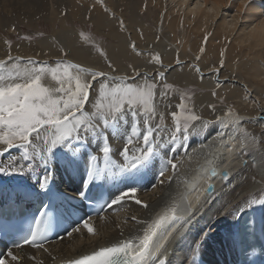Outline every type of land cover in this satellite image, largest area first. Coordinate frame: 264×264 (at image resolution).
Segmentation results:
<instances>
[{"label": "bare ground", "instance_id": "bare-ground-1", "mask_svg": "<svg viewBox=\"0 0 264 264\" xmlns=\"http://www.w3.org/2000/svg\"><path fill=\"white\" fill-rule=\"evenodd\" d=\"M193 1L0 0V26L3 28L10 24H18L23 19H26V22L51 18L62 21L64 13L79 16L83 22L86 18L87 20L91 18L95 22L105 24L116 12L125 24L128 22L131 39L136 42L135 49L140 47L143 52H155L162 63L159 67L156 64L145 65L138 62L135 70L131 71L133 74L129 69L122 67H117L116 71L111 72L104 67L86 60L82 62L75 57L59 58L51 54L53 57L44 59L31 55L29 48L23 47L26 54H22L13 47L8 57L0 58V61L5 62L6 71L9 62L14 58L26 63L31 61L32 64H48L64 60L74 63L73 65H79V68L86 70L87 73H102V76L110 80L128 81L142 75H153L162 81L180 72L178 68L182 66L181 69L187 73L195 71L201 77L198 79L202 80L201 83L204 86L225 88L229 99L237 97V89L244 91L248 102L243 104L247 105V109H250L249 101H254L255 98L260 101L259 105L255 104L258 109L253 112H249L245 107H240L239 111H230L208 105L204 109L206 116L189 126L188 139L177 137L173 153L169 151L172 147L169 136L176 127V121L171 116L173 109L176 108V99L168 98L160 88L155 99L156 115L151 122L161 125L155 133V141L160 145L158 160L161 163L157 165V170L152 172L153 182L144 185L134 194H129V198L113 205V208L102 216L89 220V224L93 227L92 232L83 225L77 228L66 226L62 235L54 242L41 247L26 246L7 250L0 259L4 260L5 264H69L70 260L91 255L102 247H111L129 239L137 242L138 238L145 234V228L161 207L175 208L176 215L182 218L168 227L166 232L157 230V236L153 238L154 244L164 245L157 255L160 258H166V264H196L197 256L210 257L213 261L219 262L222 260L220 255L226 249L227 252L231 249L232 229L237 214L253 207H262L264 210V205L259 203L260 200H264L263 138L260 132L254 133L253 130V128L260 130L261 125L264 124V98L261 97L264 65L260 64L264 59V0H259V4V1L254 4L255 0H243L238 6V14L231 15L230 20L228 17L231 9L228 15L222 12L229 0H196L192 4ZM121 5L128 8L129 21L125 19L122 10L120 11ZM106 8L108 12L104 11ZM157 8L164 13L162 19L155 20L156 24L160 25L161 30L168 31L165 38L167 42L173 44L176 51L164 42L157 43V38L154 36L147 38L146 41L138 39L140 26H145V14L152 17L153 9ZM242 10L245 11L244 15H241ZM242 19H244L242 27H238ZM186 23L190 30L197 33V40L192 43V49H195L196 55L186 54V45L189 40L185 36L179 42L176 34L174 36L169 34L170 31H176L179 28L184 31ZM205 32L207 33L204 35ZM74 33L76 38L79 37L77 29ZM67 37L68 32L60 31L53 37L45 38L42 43L60 41L67 51L70 44L67 42ZM122 43L125 45L126 41L123 40ZM251 52L257 55V60L255 58L249 63L246 60L239 63L238 57H249ZM176 54L181 57L180 60L174 58ZM222 54H225L224 62L221 59ZM9 57L12 59L9 60ZM213 59H217L220 65H213L211 63ZM227 68H231V75L223 74ZM96 81L90 80L91 88ZM222 93L223 91L219 95ZM201 100L214 102L217 99L211 91L202 95ZM162 115L166 118L165 124L161 122ZM130 124V118L119 123L116 126L118 134L115 136L111 135L113 129H108L114 163L122 162L119 150L124 146L125 137L130 134ZM217 130L224 135H218ZM138 131L142 132L143 128L139 127ZM215 147L220 148L225 154V159L220 164V171L227 170L228 176H223L221 172L211 176L205 172L207 155ZM95 149L96 141H93L91 146L82 144L80 151L83 155L73 159L57 148L46 169L41 164L34 172H28L26 175L0 174V197L12 193L19 195L20 191L25 190H39L43 194H52L62 200L69 199V194H79L80 177L68 180V183L60 187L54 183V169L57 168L60 171L64 166L72 177L76 171L87 164V154H94ZM56 151L63 153L62 167L56 159ZM20 154L19 150L12 148L0 155V164L11 163V157H17L18 162L23 163L19 161ZM173 156L175 170L167 165L164 175L160 176L159 172L161 168H164L165 157L172 159ZM100 166H103V162ZM109 168L118 173L112 182L114 188L118 186L119 189L118 191L116 188V192L112 190L114 198L126 189V185L122 184L126 180L118 179L120 171L117 168L111 165ZM45 172L51 174V179L48 181L47 190H41L38 181ZM62 176L58 173L61 182L67 179ZM69 181L76 182L75 186H66ZM209 185L214 186L213 191L205 192ZM137 200L141 203H136ZM180 204H185L187 209L190 208L189 211L183 214L178 213L177 206ZM73 229L78 230L73 231ZM68 232H72V235L69 236ZM168 232L172 235L169 236ZM139 250L138 247L135 248L132 255H136ZM216 252L219 258L214 257ZM12 256L17 259L13 260ZM226 258L227 256L223 257L224 260Z\"/></svg>", "mask_w": 264, "mask_h": 264}, {"label": "snow or ice", "instance_id": "snow-or-ice-1", "mask_svg": "<svg viewBox=\"0 0 264 264\" xmlns=\"http://www.w3.org/2000/svg\"><path fill=\"white\" fill-rule=\"evenodd\" d=\"M135 47V45H133ZM12 58L9 57V60ZM29 63H32L29 61ZM76 67L79 65H69ZM5 62L0 61V144L4 145L3 152L12 148L20 150L19 163L17 157H11V163L0 164V174L26 175L34 172L41 164L46 169L57 148H63L66 155L75 159L81 157L80 145L91 146L96 141L94 154H87V177L86 183L104 176L105 169L110 165L117 168L121 174L138 173L134 182L143 179L148 173L154 171L159 163L158 149L160 145L155 141V133L161 127L160 124H153L151 121L156 115L154 105L155 85L148 84L143 87L133 83L121 85L117 83L111 86L110 83H100L98 88V99L95 102L90 100L91 85L87 82L81 83L80 77L76 78L75 91L64 87V80H59L60 85L56 88H49L42 83L46 68L39 66L24 73L7 71L5 75ZM52 78L56 79V69H52ZM67 73V68H65ZM80 71H86L80 69ZM93 81H96L103 74L90 73ZM139 75V73H137ZM73 78L68 77L70 82ZM111 88L110 91H106ZM67 95V99L64 96ZM108 100L107 111H104V101ZM91 103V111L86 105ZM179 107H183L180 105ZM176 127L170 134L169 140L172 147L169 151L175 152L177 137L188 139L189 126L180 127L178 113H171ZM130 118V134L125 137L124 146L119 150L122 157L120 164L112 160L114 155L109 142L108 129L112 128V136L118 134L116 126ZM163 120V117H160ZM192 120H199L200 117L192 115ZM142 127L143 131H138ZM224 127H227L224 125ZM218 135H224L217 130ZM17 140L20 142L17 143ZM172 159L165 157V167L161 168L159 175L163 176L166 166L170 165L173 170L176 164ZM103 162V166L100 163ZM51 174H45L39 179L38 186L41 190H47ZM210 190V187H209ZM136 187H129L120 195L108 202V206L115 205L129 194H134ZM22 196H29L27 191H20ZM80 195H84L83 192ZM136 203H141L137 200ZM264 205V200L259 201ZM147 207V205H144ZM40 219L34 220V227L28 237L24 238L25 243L36 246L40 240L45 238V233L50 226L47 213L42 212ZM159 218L154 221L150 234H147L137 247L140 249L136 255H130L133 251V240L129 239L111 247H102L91 255L79 259L70 260L69 264H166V258H160L157 254L164 248L163 244H154L153 238L157 236V230L166 232L168 227L176 224L182 218L176 215L175 208L171 209V215L167 212L158 214ZM133 219H136L133 217ZM187 223V221H185ZM83 226L89 232L93 227L88 219L83 220ZM78 229H73L76 231ZM69 236L72 232L67 233ZM168 235H172L168 232ZM11 255V253H9ZM13 260L17 258L12 256ZM0 264H5L0 260Z\"/></svg>", "mask_w": 264, "mask_h": 264}, {"label": "rangeland", "instance_id": "rangeland-1", "mask_svg": "<svg viewBox=\"0 0 264 264\" xmlns=\"http://www.w3.org/2000/svg\"><path fill=\"white\" fill-rule=\"evenodd\" d=\"M195 1L196 0H194L192 4H194ZM242 1L243 0H229L228 5L226 3L227 7H225L222 12L228 15V12L231 9L228 20H230V18H232L234 14H238V6L241 4ZM258 1L259 0H255V2L253 3L256 4V2ZM99 2H101V0H99ZM259 3L260 1L258 2V4ZM245 5L247 6V4ZM119 9L120 11L122 10V14L125 15V19L129 21L130 16L128 15V8L121 5V8ZM104 11L108 12L107 8L104 9ZM153 12L154 13L151 15L152 17H148V15L145 14V26H140V33L138 34V39L141 41H146L147 38H153L154 36V38H157V43L164 42L169 47L174 49V51H176L173 44L167 42L165 38V34L168 33V31L165 32V29L161 30L160 25H157L155 21L158 19L160 20V18L162 19L164 12L161 9L158 10V8L153 9ZM244 12L245 11L242 10L241 15H244ZM112 15V18H110L105 24L95 22V20L91 18H88V20L86 18L85 22H83L79 16L64 13V18L62 21L56 20L55 18H51L49 20H27L26 22V19H23V21L18 24H10L4 28L0 26V58L8 57L13 47H15L17 52L26 54L25 50L23 49V47H26L29 48V53L31 55H35L39 58H50L53 57L52 55H56V57L59 58L71 56L72 58H78V60L80 61L86 60L90 63H94L95 65L104 67L111 72L116 71L117 67L126 68L129 69L130 72H133L135 70V65L138 62H142V64L145 65L156 64V66H162V63L157 58V54H155V52H143L142 50H140V47L137 46L138 49H135V47H133L136 42L132 41L131 39V30L129 29L128 22L127 24H125L123 19H121V17L116 12ZM242 22H244V19H242V21H239L238 27L241 26ZM185 27L186 29L184 31L179 28V30L170 31L169 34L171 36H174V34H176V39L179 42H181V38L185 36L189 40L186 45V54L196 55L195 49H192V43L197 40V33H195L193 30H190L187 23ZM75 29H77V31L79 32V37L77 38L75 37L74 33ZM60 31L68 32V37L66 39L67 42H70V44L68 46L67 51L60 41H48L47 44L42 43L45 38L53 37L56 33ZM206 33L207 32H205L204 35ZM186 34H189V36H186ZM123 40L126 41L125 45L122 43ZM229 42H231V39H229ZM251 53L249 57H238L239 63H243V61L245 60L249 63L250 61H252V59L254 60L257 55H254V53H252L254 55L253 56ZM174 58L180 60L181 57L177 56L176 54ZM221 59H223L222 61L224 62L225 54H222ZM257 59L258 58H256V60ZM211 63L216 66L220 65V62L217 59H213ZM73 64L72 62L69 63L64 60H57L48 64H32L22 62L19 59L14 58L9 62L7 71H11L15 75L16 72L24 73L26 71H31L33 68L44 66L46 68V72L42 83H44L45 86L53 89L59 87L60 85L57 83V81L62 79L64 80L65 88H71L72 91H75L76 78L78 76L80 77L81 83L87 82L90 84V80H92V78L90 77V73H87V71H80L81 68L78 69L76 67H69V65ZM221 64L223 66V63ZM260 64L262 66L264 65V59L262 60V62H260ZM181 67L182 66L178 68L180 69V72L174 73L173 75H171V77L169 76L168 79H164L162 81L160 79L155 78L153 75H142L136 79L133 78L128 81L121 79L110 80V78L102 76L101 78L97 79V81L91 88L90 100L92 102H95L99 98L98 88L100 83H110L111 86H115L117 83L121 85L133 83L136 85H140L141 87L148 84H154L156 86L154 105L155 99L158 96L157 91L160 88L163 90V94L166 95L168 98H175L176 108L173 109L172 113H178L179 124L182 128L185 125L190 126L193 124L194 121H196L190 119L192 115L199 116L200 118L206 116V111L204 109L208 105H210L212 108L222 107L225 110L230 111H239L240 107H245L246 110H248L249 112H253L258 109V106H256L255 104L259 105L260 101L256 98L254 99V101H249L250 105L248 107L250 109H247V105L243 104L244 102H248L246 100L247 98L244 91H240L236 88L237 97L229 99L225 88L220 89V87L210 88L204 86L201 83L202 80L198 79V77H201L197 75L195 71L187 73L182 70ZM65 68H67V73H65L64 71ZM52 69H56V79L52 78ZM7 71H5V75H7ZM239 72L240 71H238V73ZM223 74L231 75V68H227ZM69 76L73 78L70 82L68 81ZM261 86H263V92L261 94V97L264 98V83H262ZM110 90L111 88L107 89L106 91ZM220 90L223 91V93L219 95V93H221ZM211 91L213 92V96L217 100H215L214 102H210L208 100H201L202 95ZM64 98L67 99V95H65ZM107 104L108 100H105L104 111H107ZM180 105H183V107H179ZM86 108L91 111V103H88L86 105ZM162 117L163 120H161V122L162 124H165L166 118L163 115ZM253 130L254 133H261V136L263 138L262 149L264 151V124L261 125L260 130H257L255 128H253ZM249 132L253 133L252 130H249ZM19 142L20 141L17 140V143ZM3 148L4 145L0 144V152L3 151ZM59 150L65 152L63 148H59Z\"/></svg>", "mask_w": 264, "mask_h": 264}, {"label": "water", "instance_id": "water-1", "mask_svg": "<svg viewBox=\"0 0 264 264\" xmlns=\"http://www.w3.org/2000/svg\"><path fill=\"white\" fill-rule=\"evenodd\" d=\"M224 159H225L224 152L220 148L217 147L213 148L211 152H209V154L207 155V160H206L207 165L205 168V172L211 176H214L220 172L223 176H228L227 170L220 171V164L224 161ZM209 187L210 190L208 188V191L212 192L214 186L210 185Z\"/></svg>", "mask_w": 264, "mask_h": 264}]
</instances>
